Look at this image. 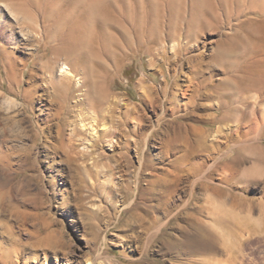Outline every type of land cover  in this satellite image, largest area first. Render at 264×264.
Returning <instances> with one entry per match:
<instances>
[{"label":"rangeland","instance_id":"rangeland-1","mask_svg":"<svg viewBox=\"0 0 264 264\" xmlns=\"http://www.w3.org/2000/svg\"><path fill=\"white\" fill-rule=\"evenodd\" d=\"M35 1L0 0V264H264V0Z\"/></svg>","mask_w":264,"mask_h":264},{"label":"bare ground","instance_id":"bare-ground-1","mask_svg":"<svg viewBox=\"0 0 264 264\" xmlns=\"http://www.w3.org/2000/svg\"><path fill=\"white\" fill-rule=\"evenodd\" d=\"M29 1L31 3L36 2L35 0H29ZM76 1H78L79 3L81 2L80 0H76ZM76 4H77V2H76ZM80 4H82V3H80ZM78 6L80 7L79 4H78ZM98 7H99L98 4L97 5L96 4L95 5L94 4H90V5H86L85 6V10L84 11H85V14L88 15V18H89V16H91L92 18L94 17L96 19V17L99 14L98 13V10H99ZM73 14L75 15V13H72L71 16H73ZM77 15H79V14H77ZM77 15L75 17H77V19H78L80 15L79 16H77ZM67 17H69V15ZM71 18L72 17H70V19ZM92 18H91V21H92ZM70 19H69V21H71ZM76 21H73L75 23L71 22L72 26L70 25L71 27H68V29H65L66 27L64 26L65 28L63 29V33H61V34L57 33L56 35H52V37L56 36V38H55L56 39V44L52 45V49L55 51L56 56L53 57L54 58L53 60L52 59L48 60V65H52V68L50 66V70H49L48 65L45 67V70H47L49 72V74L46 75V76L49 77V75H50V78H52V83H54L55 82L53 80V78H54L53 77V75H54L53 73H54V67H55L54 63L57 62V60H61V59H63V61H64L63 69L65 70L66 74L63 75V77L61 78V83H60V80H58V82H56V86H55V88H57V86L59 87L58 89H55V91H56L57 95L59 96L60 103L62 101L63 105H64V103H67L68 101H70V98H71V95H72V85H71L72 84V76H77V75H79V73H81L79 71V69L77 68V63H75V62L78 61V59H77L78 52L81 53V50L79 51V48H78V42H76V41L81 39V37H80L81 31H79V26L77 25L78 21L77 22ZM92 22H94V21H92ZM71 23H69V24H71ZM88 23H89V21H88ZM90 25H91V23H90ZM81 28H82V26H81ZM35 30H37V29L35 28ZM57 32H59V31H57ZM84 49H83V51H84ZM82 54H83V52H82ZM86 68H88V66ZM87 70H84V73H86ZM60 85H62V86H60ZM140 85H141L142 88H144V90L147 88V85L143 81L140 82ZM81 89H82V86L79 87V90H81ZM260 119L261 120L259 122L261 123V127L259 125H257L259 127H255L256 129L253 128V127H250V133L252 132V133H254V134L259 136L263 132V130H264V109H263V116ZM190 126H191L190 132L192 131L193 134L194 133L197 134L198 130H200V128H198V126H196L194 124H190ZM209 131H210L209 129L204 131V132L201 131L202 135H200V138H202L206 133H208V135H209ZM254 134H253V136H254ZM188 142L190 143V141H188ZM190 154H194L193 147H191V149L189 150L188 158H189ZM191 163L193 164V162H191ZM215 166H216V164H215Z\"/></svg>","mask_w":264,"mask_h":264}]
</instances>
